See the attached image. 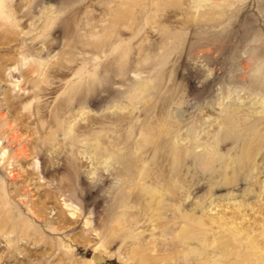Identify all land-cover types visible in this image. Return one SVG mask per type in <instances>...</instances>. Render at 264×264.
I'll use <instances>...</instances> for the list:
<instances>
[{
	"label": "rangeland",
	"instance_id": "1",
	"mask_svg": "<svg viewBox=\"0 0 264 264\" xmlns=\"http://www.w3.org/2000/svg\"><path fill=\"white\" fill-rule=\"evenodd\" d=\"M0 264H264V0H0Z\"/></svg>",
	"mask_w": 264,
	"mask_h": 264
}]
</instances>
